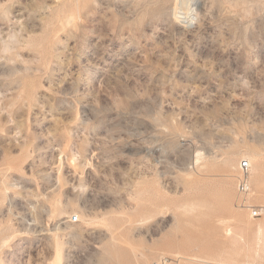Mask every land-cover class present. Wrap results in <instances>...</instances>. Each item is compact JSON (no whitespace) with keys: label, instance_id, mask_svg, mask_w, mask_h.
<instances>
[{"label":"rangeland","instance_id":"rangeland-1","mask_svg":"<svg viewBox=\"0 0 264 264\" xmlns=\"http://www.w3.org/2000/svg\"><path fill=\"white\" fill-rule=\"evenodd\" d=\"M176 5L0 0V264H264V0Z\"/></svg>","mask_w":264,"mask_h":264},{"label":"bare ground","instance_id":"bare-ground-1","mask_svg":"<svg viewBox=\"0 0 264 264\" xmlns=\"http://www.w3.org/2000/svg\"><path fill=\"white\" fill-rule=\"evenodd\" d=\"M77 1V0H76ZM177 1V5H176V8H175V10L176 11H178V13L176 12L175 13V17L176 18H178L179 20H178V22H180V23H184L182 20H180V18H190L192 21H194V19H192L191 18V14L192 15H194V14H196V12L194 11V9L193 8H191V6H189L188 4H189V2L191 1V0H176ZM77 5V4H76ZM56 6H57V4H56ZM74 7H78V6H74ZM54 8V7H53ZM53 8H51V9H53ZM56 8V7H55ZM58 8V7H57ZM57 8H56V10H57ZM50 9V10H51ZM75 9V8H74ZM76 10V9H75ZM191 10H193L194 12L193 13H189V11L191 12ZM53 11V10H52ZM75 12V11H74ZM55 13H56V11H55ZM76 13V12H75ZM71 14V13H70ZM69 14V15H70ZM176 14H184V16L182 17V16H177ZM67 15V14H66ZM77 16V15H76ZM67 16H65L64 15V18H66ZM73 17V16H72ZM68 18H70V16H68ZM78 18V17H77ZM63 19V18H62ZM68 20V19H67ZM65 21V20H64ZM74 21V20H73ZM66 22V21H65ZM75 23V22H74ZM72 24H73V22H72ZM71 24V25H72ZM67 25H69V22L67 23ZM186 26H190V25H186ZM253 155H254V153H252ZM253 155L251 156V157H253ZM256 155V154H255ZM258 155V154H257ZM256 155V156H257ZM261 155V154H260ZM263 155V154H262ZM199 156V155H198ZM251 157H249L248 156V160H249V162H250V165H251V168H250V171H249V176H248V181H249V184L251 183L252 185L254 184V182H255V184H262L263 182H264V167L262 166V164H257V165H254V163H253V161H252V158ZM259 157V156H258ZM258 157H256V158H258ZM199 158H200V156H199ZM261 158V157H260ZM196 159V161H199V159H198V157H196L195 158ZM256 160V159H255ZM259 160V159H258ZM198 163V162H197ZM196 163V164H197ZM229 163V162H228ZM257 163V162H256ZM255 163V164H256ZM231 165H233L232 164V162H231ZM224 168V167H223ZM224 170V169H223ZM227 171V170H226ZM229 172H230V170H228ZM225 173H227V172H225ZM227 177H230V176H227ZM231 178V177H230ZM237 180V179H236ZM231 181V180H230ZM229 182V181H228ZM230 183V182H229ZM232 183H233V181H232ZM231 183V185H233ZM226 184V183H225ZM227 185V184H226ZM228 185H230V184H228ZM254 186V185H253ZM253 195H254V193H253ZM253 195H251V197H250V195L248 196L249 198H251L250 200H249V198H247L248 200L246 201L247 203H248V205L245 207L244 206V208L243 209H245V210H248L249 208H248V206H252L250 203L251 202H255V200L256 199H254L252 196ZM262 195L263 194H261L260 195V198L261 199H264V198H262ZM224 196H226L227 197V194L225 195H223V197ZM226 197H225V199L224 200H226V202L223 200L222 202H225V203H227V202H229L230 201V199H229V197H227L228 199H226ZM238 197V196H237ZM264 197V196H263ZM229 200V201H228ZM261 202V201H260ZM181 203H183V202H181ZM187 203H189L188 201H187ZM228 204H230V203H228ZM182 205V204H181ZM180 205V207H182ZM225 205H227V204H223V208H225L226 209V207L227 206H225ZM175 206H177V205H175ZM174 206V207H175ZM230 207H231V205H230ZM242 207V206H241ZM260 207H263L262 205H260ZM182 208H184V207H182ZM223 208H221L222 210H223ZM228 209H229V207H228ZM231 209V208H230ZM229 209V210H230ZM242 209V210H243ZM263 209H264V207H263ZM154 210V209H153ZM192 210V209H191ZM237 210V209H236ZM192 213H194V212H192ZM198 213H200V212H198ZM227 213V212H226ZM228 213H230V212H228ZM234 213V212H233ZM237 213H240L239 211L237 212ZM264 213V212H263ZM231 215H232V212H231ZM77 216H79V215H77ZM233 216V215H232ZM235 216H236V214H235ZM248 216V215H247ZM105 217H107V216H105ZM110 217V216H109ZM113 216H111V218H110V220L112 221V218ZM114 218H117L116 219V221L117 222H119V219L120 218H118V217H114ZM123 218V217H122ZM122 218H121V220H120V222L122 221V222H124L123 220H125L124 218H123V220H122ZM128 218V217H127ZM126 218V219H127ZM231 218V217H230ZM234 218V217H233ZM250 218V217H249ZM105 219V218H104ZM108 219V218H107ZM109 220V219H108ZM107 220V221H108ZM110 220L107 222L106 220H104L105 222H107L108 224L110 223ZM127 221V220H126ZM125 221V222H126ZM128 221H130V218L128 219ZM126 222V223H129V222ZM132 221V220H131ZM117 222H116V224H117ZM119 222V223H120ZM121 222V223H122ZM118 223V224H119ZM104 224V223H103ZM108 224H105V226L106 225H108ZM115 224V223H114ZM115 224V225H116ZM117 224V225H118ZM237 224H242L240 221H237ZM111 225H113V224H111L110 223V226ZM123 225H125L124 223H123ZM236 225V224H235ZM110 226H109V229H110ZM119 226V225H118ZM116 227V226H115ZM115 227H113V228H115ZM238 227H239V225H238ZM240 227H242V226H240ZM106 228L108 229V227L106 226ZM112 228V227H111ZM112 228V229H113ZM235 228V227H234ZM246 228H248V227H246ZM256 228H257V231H258V234H259V236L261 235L260 233H261V224L260 223H257V225H256ZM119 230H121V229H119ZM239 230V229H238ZM240 230H242L241 228H240ZM243 230H245V229H243ZM112 231V230H111ZM115 231V230H114ZM114 231H112V233L114 232ZM117 231H118V229H117ZM226 231V233H230V230H225ZM48 232V231H47ZM52 233V232H51ZM114 234H115V232H114ZM113 234V235H114ZM116 234H118V233H116ZM257 234V235H258ZM119 235V234H118ZM227 235V234H226ZM117 236V235H116ZM119 236H121V235H119ZM118 236V237H119ZM120 238H122V236L120 237ZM259 238V237H258ZM189 239V238H188ZM118 240V239H117ZM117 240H113V238H112V240L111 241H114V242H116ZM192 240V239H191ZM183 241V240H182ZM120 242V241H119ZM184 242V241H183ZM189 242V241H188ZM258 242H259V244H261L262 242H261V239L259 238L258 239ZM177 243H175V245H176ZM182 244V243H181ZM57 246V245H56ZM198 246V245H197ZM149 249V248H148ZM168 249V248H167ZM56 250V252H55V255L59 258V256H61V255H59V249L58 248H56L55 249ZM147 250V249H146ZM151 250V249H150ZM143 251H145V250H143ZM156 251V250H155ZM159 251V250H158ZM151 252H153V251H151ZM214 252H216V251H214ZM227 252V251H226ZM225 252V253H226ZM140 253L142 254L143 252H141L140 251ZM146 253V252H145ZM144 253V254H145ZM148 253V252H147ZM159 253H160V251H159ZM158 253V254H159ZM140 255V254H139ZM146 255V254H145ZM162 255H164L163 253H162ZM168 255H170V254H168ZM154 256V255H153ZM153 256H151V258H153ZM160 256V255H159ZM175 257H179L180 258V256H175ZM55 256H54V260H55ZM141 258V260H142V263L143 264H146L147 262H146V258H145V256H142V257H140ZM150 258V257H149ZM150 258V259H151ZM186 262H185V264L187 263V264H235L234 262H224V261H221V260H213V259H211V260H205V259H203V258H199V257H188V258H185V257H182ZM222 258V257H221ZM57 259V258H56ZM227 259H228V257H227ZM58 260V259H57ZM149 260V259H148ZM183 260V261H184ZM59 261V263H60V260H58ZM58 261H53L54 263H56V262H58ZM150 261V260H149ZM137 262V261H136ZM148 264H149V262H148ZM238 264V263H237Z\"/></svg>","mask_w":264,"mask_h":264},{"label":"built area","instance_id":"built-area-1","mask_svg":"<svg viewBox=\"0 0 264 264\" xmlns=\"http://www.w3.org/2000/svg\"><path fill=\"white\" fill-rule=\"evenodd\" d=\"M182 17L184 14H180ZM193 17V15H190ZM184 22V25H190L192 26L193 21L190 18H180ZM183 24V23H182ZM189 26V27H190ZM251 165L249 160L244 159L240 161L238 165V175H237V181H236V193L239 200V205H244L245 201H247V197L252 192V187L249 184L248 176L250 171ZM248 206L250 215L252 218H259L263 215L264 209L260 206ZM81 222L80 217L75 215L72 218L69 219L70 225H79ZM150 264H181V260L178 257L173 256H160L154 260L151 261Z\"/></svg>","mask_w":264,"mask_h":264}]
</instances>
